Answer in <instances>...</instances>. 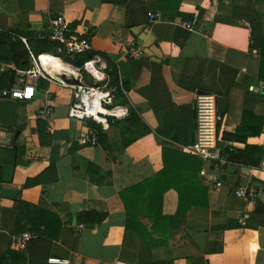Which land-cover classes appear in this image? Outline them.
I'll return each instance as SVG.
<instances>
[{
    "label": "crops",
    "instance_id": "0c3cea01",
    "mask_svg": "<svg viewBox=\"0 0 264 264\" xmlns=\"http://www.w3.org/2000/svg\"><path fill=\"white\" fill-rule=\"evenodd\" d=\"M142 1L147 22L125 27L127 5L0 0V92L26 82L35 85L31 100H14L13 123L0 124V187L19 190L17 199L0 198V254L8 264H51L27 260L26 250L17 251L10 242L15 230L30 227L28 219L46 220L44 212L59 218L62 231L40 241L41 247L48 258L66 259V264H245L249 256L254 264H264V250L249 255L247 230L236 228L239 223L255 228L264 219L255 212L257 201L264 204V64L260 67V50L250 44L248 23L232 16L233 6L253 8L264 35V0H180L177 8L173 4L164 10L155 7L159 0ZM57 16L68 32L89 36L91 56L83 63L90 58L105 63L109 83L122 91L117 104L136 113L137 125L123 121L129 113L109 118L100 126L101 143L79 146L86 125L67 115L71 91L56 79L26 73L39 67L34 65L39 54L54 55L51 50L36 54L31 46L38 39L52 42L49 22ZM11 30L28 35L17 36L27 56L17 49ZM132 41L142 47L143 57H126ZM199 85L226 93L218 122L222 150L224 130H235L249 115L262 118L258 135L232 142L239 149L261 147L253 154L254 165L219 166L186 150L195 138L193 98ZM47 108L50 112L40 116ZM38 118L47 121L50 144L39 143ZM53 154L57 179L44 177L24 187L28 178L48 168ZM139 184L140 195L151 192L155 205L140 201L132 207L127 232L119 193ZM239 188L245 196L236 195ZM178 192L186 200L179 213ZM21 202L27 205L22 212ZM83 211L105 218L92 225L78 223ZM19 214L23 218L17 225ZM43 228L39 222L38 229ZM35 246L30 252L40 245ZM256 258L261 260L255 263Z\"/></svg>",
    "mask_w": 264,
    "mask_h": 264
},
{
    "label": "built area",
    "instance_id": "2783aa9c",
    "mask_svg": "<svg viewBox=\"0 0 264 264\" xmlns=\"http://www.w3.org/2000/svg\"><path fill=\"white\" fill-rule=\"evenodd\" d=\"M183 26L191 28L189 23H183ZM49 27L51 30L50 39L54 42L55 47L53 50L54 55L47 53L48 55H52L56 59H61V56L73 59L77 55L90 51L89 36L68 32L61 16L53 17L49 22ZM125 55L129 59H139L143 57L144 52L138 43L132 41L127 46ZM38 57L34 61V65L39 67L27 71V75H30L33 79L38 76L45 79H56L61 86L71 91V99L67 109L69 118L79 121L91 120L101 127H105L109 118L119 119L128 115L129 111L126 106L115 103L117 99L116 88L109 83L105 74L106 66L102 60L90 58L81 66L60 60L72 71L51 75L40 66ZM71 76L73 77L71 78ZM34 94V83L26 82L21 87L2 90L0 99L31 100ZM193 101L195 138L186 150L198 156L204 162L222 166L226 163V159L222 148L219 146L218 122L221 114L217 110V96L209 93H196ZM49 112L50 109L47 108L45 111L40 112V116H45ZM78 142L85 146L97 145L96 132L86 126V129L79 134ZM220 184L221 181L219 180L215 182L216 187ZM235 193L239 197L245 196L243 188L237 189ZM33 236L29 232L13 234L10 237V242L15 250L22 252L26 249L28 240ZM47 262L66 264L67 260L59 257H49Z\"/></svg>",
    "mask_w": 264,
    "mask_h": 264
},
{
    "label": "trees",
    "instance_id": "16d2710c",
    "mask_svg": "<svg viewBox=\"0 0 264 264\" xmlns=\"http://www.w3.org/2000/svg\"><path fill=\"white\" fill-rule=\"evenodd\" d=\"M131 1L132 0H102V2H105V3H116V4L127 5L128 10H127V16L125 19V27H131L134 24H137L139 22H147L146 10L143 7V1L135 0L134 4H132ZM179 2L180 0H159L155 7L156 8L159 7L160 10L161 9L164 10V8H167L175 4L177 8V5L179 4ZM232 16L235 19H242L248 23L249 30H250V41H251L250 44L252 47L258 48L260 50L259 65L261 67L262 63L264 64V35L262 33V25H261V20H260L258 13L249 6H233ZM11 32L15 34L14 40L17 43V49L21 52V55L23 54L27 56L28 52L22 48V44L17 36L23 35V36L28 37V35L25 33L19 32L17 30H11ZM31 47L33 48L31 49L35 51L34 53L37 54V53L47 51V50L53 51L55 44L53 41L48 42V40L46 39H38L36 40V46L32 45ZM40 55L41 54H39V56ZM90 56H91V53H89V51L85 52L83 54L77 55V58H75L71 63L73 65L83 63V61L85 59H88ZM197 89L204 91L205 93L214 94L217 97L226 94L223 91H217L205 85H199ZM118 94L119 95L122 94V91L119 90L117 92V95ZM248 118L249 119L246 122L236 127L235 130L233 131L224 130L222 132L221 137L226 143L222 152L226 159L227 164L231 163V164H237V165H242V166L243 165L250 166L256 163L253 159V154L257 150H259V148L261 147L254 146V145H246L243 149H239L232 145V142L240 141L246 137L255 136L260 133L261 126H262V118L257 117V116H251V115H249ZM123 121L125 122L129 121L130 124L134 126L137 125L138 119H137L136 113L133 110H131L129 112V115L126 118H124ZM83 123L96 132L97 142L101 143L102 138H103V133L101 132L100 125L91 120H83ZM35 132L38 135L39 143L41 145L51 143L52 134L49 133L47 130V121L45 119L38 118L36 120ZM124 143L125 144L129 143V140L125 139ZM79 146H81V144H79ZM55 159L56 157L53 154V156H51V162L48 168L42 174H39V176L34 177V178H28L24 184V187H30V186L36 185L41 180L45 179L44 177H47V179L51 182L55 181L57 179L56 168H55V163H54ZM142 190L143 188L141 187V184H139L132 188H129L125 194L119 193V197L124 205L125 215L127 217L126 222H125V231L127 232H130L128 219L131 218L130 215H131L132 207L139 204L140 201H144L148 205H155L154 199L156 197L152 196L151 192H149L148 194L146 193L145 195L141 196L140 194ZM164 190L165 188H161V190H159L158 192L159 204L161 203V196ZM185 203H186V200L184 199V196L182 195V193L180 194V192H178V206H179L178 213L182 209L186 208ZM25 207H27L26 204L22 202L19 204V208L21 209V212ZM255 212L262 213L264 215V204L257 201L255 205ZM44 214L46 215V220L44 219L41 220L42 218H39V216H34L33 220H30V219L27 220V223L30 225V227L28 228L20 227L17 230H15L16 232H18V234L22 233V231L32 232L34 236L30 240H28L26 244V249H25L26 254L28 253L29 255H26V254L25 255L27 256V260L36 261L40 263H45L49 256L47 251L41 247L40 241L41 243H43V241L46 242L47 240L46 238H52L56 235H59L61 234V231H62L61 222L56 215L49 213V212H44ZM159 215L161 216V213H159ZM22 218L23 217L20 214L17 215V219H16L17 225L19 224ZM104 218H105L104 213H99L95 211H88V212L83 211V212L78 213L77 215L78 223H82L85 225L86 224L92 225V224L100 223ZM162 219L169 221L171 217L162 218ZM39 222L43 223L44 225L43 229H38ZM236 228L237 229L245 228V230H247L246 233H247V238H248L247 245H248L249 255H252L254 252H256L257 249L264 250V219L262 223L258 227H255V228H251L248 226L245 227L240 223L236 226ZM123 243H124V240H123ZM150 244L151 243H149V247H150ZM32 245L33 246L40 245L39 247L37 246L35 253L30 252V247ZM120 260H122V262H125V263L128 262V261H125L122 257ZM258 260H261V259L256 258L255 263ZM0 264H8V259L1 258V254H0ZM245 264H254V260L252 259V256L251 257L249 256V260H247ZM261 264H263V262H261Z\"/></svg>",
    "mask_w": 264,
    "mask_h": 264
},
{
    "label": "water",
    "instance_id": "95a60500",
    "mask_svg": "<svg viewBox=\"0 0 264 264\" xmlns=\"http://www.w3.org/2000/svg\"><path fill=\"white\" fill-rule=\"evenodd\" d=\"M72 77L73 76H71V78ZM197 93H205V92L198 91ZM122 100L123 98H118L117 100H115V103L121 102ZM226 106H227L226 97L218 96L217 97V110L220 114H223L225 112ZM14 109H15L14 100L0 99V124L11 125L13 123ZM18 194H19L18 189L0 187V198L4 197V198H9V199H17Z\"/></svg>",
    "mask_w": 264,
    "mask_h": 264
},
{
    "label": "bare ground",
    "instance_id": "6f19581e",
    "mask_svg": "<svg viewBox=\"0 0 264 264\" xmlns=\"http://www.w3.org/2000/svg\"><path fill=\"white\" fill-rule=\"evenodd\" d=\"M38 60L40 62V66L51 75L63 72L70 73L72 71L71 68L63 64L60 60L56 59L52 55L41 54L38 57Z\"/></svg>",
    "mask_w": 264,
    "mask_h": 264
},
{
    "label": "rangeland",
    "instance_id": "374dc122",
    "mask_svg": "<svg viewBox=\"0 0 264 264\" xmlns=\"http://www.w3.org/2000/svg\"><path fill=\"white\" fill-rule=\"evenodd\" d=\"M60 58L62 59V61L72 64L71 62L73 60L69 59L67 56H61ZM85 78H86V75H85Z\"/></svg>",
    "mask_w": 264,
    "mask_h": 264
}]
</instances>
